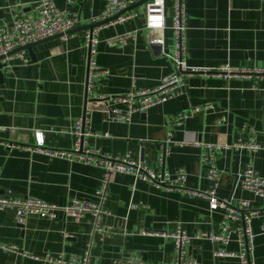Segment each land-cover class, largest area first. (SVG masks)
Wrapping results in <instances>:
<instances>
[{"label": "crops", "instance_id": "crops-1", "mask_svg": "<svg viewBox=\"0 0 264 264\" xmlns=\"http://www.w3.org/2000/svg\"><path fill=\"white\" fill-rule=\"evenodd\" d=\"M40 0H0V26L8 27L15 19L31 16ZM55 6L77 14L83 28L92 23L106 0H52ZM138 2L141 0H137ZM173 0H166L165 18L169 26ZM142 16L122 24L103 27L98 33L95 62L98 74L91 79L95 96H116L135 90H149L172 71V61L148 46L153 34L138 33L134 41L109 47L105 40L143 27ZM186 51L188 66L264 69V0H185ZM74 32L66 41L49 39L24 51V61H9L2 69L0 82V196L15 199L35 198L59 206L72 199L92 198L99 188L102 170L96 167L49 158L35 148L34 134L42 132L44 148L69 149L71 131L84 110H89L87 139L91 149L110 156L131 152L134 161H144L152 169L173 174L186 173L185 190L154 188L147 182H134L129 175L110 177L100 236L94 233L93 218L79 219L57 214L55 220L36 216L14 222L11 210L0 211V245L15 247L11 253L0 249V264H40L30 256H82L89 248L90 260L112 264L130 259L132 264H172L175 257L170 237L177 225L190 236L217 233L222 212H210L204 198L188 194L210 188L207 166L193 146L167 144L169 155L159 163V154L168 134L175 143L232 145L252 139L264 146V78L258 88L243 78L223 79L201 75L185 76L183 94L145 112L135 113L130 123L111 121L104 102L86 103L88 51L84 32ZM165 53L171 52L172 32H164ZM212 105L174 127L178 112ZM121 110L124 108L119 106ZM220 171L217 196L247 200L253 208H263L258 199L243 190L238 176L251 167L264 177V151L227 150L215 162ZM262 219L252 221L255 234L251 256L253 264H264ZM231 225V224H230ZM90 246V247H89ZM219 245L194 239L186 247L193 264H241L237 259L212 257ZM226 251L237 252L232 241Z\"/></svg>", "mask_w": 264, "mask_h": 264}, {"label": "built area", "instance_id": "built-area-1", "mask_svg": "<svg viewBox=\"0 0 264 264\" xmlns=\"http://www.w3.org/2000/svg\"><path fill=\"white\" fill-rule=\"evenodd\" d=\"M72 4L71 0L67 1ZM137 0H106L101 13L93 18L92 23L108 21L107 23L84 32V45L88 51V76L85 84L86 103L93 100L104 102V111L113 122L130 123L135 113H142L160 104H164L183 94L185 86L184 77L201 75L204 77H218L223 79L243 78L252 82V88H258V82L264 78V69L239 68L224 64L219 67H195L188 66L185 62L186 51V25H185V0H173L172 14L169 26L165 18L166 0H148L142 5L135 7ZM128 8H131L127 10ZM142 14L143 27L128 31L105 40L109 47L122 46L128 41H134L140 32H150L152 37L147 39L148 46L160 47V53L169 58L174 64V71L162 77L157 86L149 90H135L126 94L116 96H95L91 79L98 74L95 62L96 46L98 44V33L103 27L122 24L128 20L135 19ZM33 14L15 19L11 24L0 26V58L1 64L9 61H24V49L26 46L38 44L54 36H59L66 41L73 33H69L79 25L77 14L68 15L66 11L55 6L52 0H40L33 6ZM170 29L172 32V47L170 53L163 50L164 32ZM18 50L13 55L12 52ZM119 106L124 109L121 110ZM210 104L202 107L191 108L188 111L178 112L174 116V127H180L194 114L201 110H211ZM89 110H84L74 125L71 135L74 142L69 149H46L44 148V135L42 132L34 134L35 148L38 152L49 158H59L67 162H75L102 170V179L99 188L94 192L92 198L72 199L66 205H56L43 202L35 198L15 199L0 196V211L11 210L14 213L16 225H23V222L31 216L55 220L57 214L61 213L74 219L89 215L93 218L94 233L103 235L99 222L103 215L108 214L104 209L110 177L114 173L129 175L134 182L143 181L154 188H165L166 190H185L186 173L183 169H177L173 174L152 169L144 161H134L131 152L123 156H110L91 149L87 145V139L93 136L88 129ZM193 146L200 151V160L207 166V179L211 186L203 191H188V194L204 198L208 202L210 212H222V221L217 233H200L195 236L188 235L180 225H177L174 232L168 235L174 244L175 257L172 264H193V261L186 257V247L194 239H205L213 245L221 246L215 249L212 257L237 259L241 264H253L251 256L254 249L255 234L252 230V221L256 218L262 219L260 231L264 233V207L253 208L247 200H237L235 204L232 199H222L217 196V189L220 184L221 174L216 168L217 157L227 150L246 151L255 154L264 151V146L255 143L252 139L247 141L238 140L232 145L202 143L199 141H185L175 143L168 134L163 148L159 154V163L162 164L165 156L169 155L167 144ZM240 187L251 193L258 199H264V177L251 167L245 169L238 176ZM231 224V225H230ZM234 241L238 246L237 252L226 251L225 248ZM90 247V246H89ZM0 249L16 253L12 246L0 245ZM90 248L82 256H68L60 254L53 256L49 253L43 256H30L40 264H99L90 260ZM112 264H132L130 259L115 260Z\"/></svg>", "mask_w": 264, "mask_h": 264}, {"label": "water", "instance_id": "water-1", "mask_svg": "<svg viewBox=\"0 0 264 264\" xmlns=\"http://www.w3.org/2000/svg\"><path fill=\"white\" fill-rule=\"evenodd\" d=\"M148 0H141V1H139L137 4H136V6L135 7H138V6H140V5H142L143 3H145V2H147ZM129 9H131V8H128L127 10H129ZM108 21H100V22H97V23H94V24H91V25H89V26H86V27H83V28H75V29H73V30H71L69 33H74V32H77V31H79V30H92L93 28H95V27H99V26H101V25H103V24H105V23H107ZM55 38H59V36H54V37H52V38H49V39H55ZM49 39H47V40H49ZM46 41V40H45ZM39 43H41V42H39ZM35 44H33V45H29V46H26L24 49H22V50H27V49H30L32 46H34ZM155 48H157V50H158V52L160 53V47H158V46H156ZM18 50H16V51H14V52H12L10 55H13L15 52H17ZM3 58H0V82H2V78H3V72H2V69L3 68H5L6 67V64H1V60H2ZM163 148L165 149V145L163 146ZM17 226H19V227H21L22 229H23V225H17ZM136 262H133V264H135Z\"/></svg>", "mask_w": 264, "mask_h": 264}, {"label": "rangeland", "instance_id": "rangeland-1", "mask_svg": "<svg viewBox=\"0 0 264 264\" xmlns=\"http://www.w3.org/2000/svg\"><path fill=\"white\" fill-rule=\"evenodd\" d=\"M140 16H142L141 12L139 11Z\"/></svg>", "mask_w": 264, "mask_h": 264}]
</instances>
